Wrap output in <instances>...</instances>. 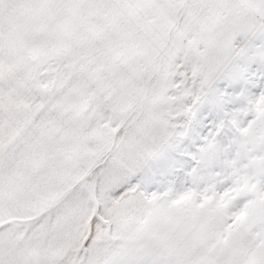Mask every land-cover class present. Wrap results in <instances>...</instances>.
Returning a JSON list of instances; mask_svg holds the SVG:
<instances>
[{"label": "snow or ice", "instance_id": "6c2138e0", "mask_svg": "<svg viewBox=\"0 0 264 264\" xmlns=\"http://www.w3.org/2000/svg\"><path fill=\"white\" fill-rule=\"evenodd\" d=\"M0 264H264V0H0Z\"/></svg>", "mask_w": 264, "mask_h": 264}]
</instances>
